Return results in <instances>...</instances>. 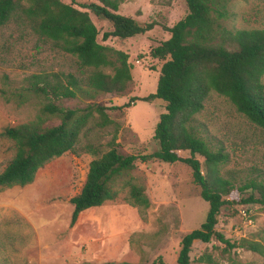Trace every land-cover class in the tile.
<instances>
[{
    "label": "trees",
    "instance_id": "trees-1",
    "mask_svg": "<svg viewBox=\"0 0 264 264\" xmlns=\"http://www.w3.org/2000/svg\"><path fill=\"white\" fill-rule=\"evenodd\" d=\"M74 1V0H71ZM123 0H93L78 6L110 24L101 39L128 38L143 34L157 24L137 22L117 12ZM186 13L170 26L160 25L168 37L149 50L161 59L155 90L134 100L164 102L151 139L156 148L144 154H120L116 150L115 124L107 116V107L93 102L99 94H123L131 80L127 54L96 40L98 30L86 10L61 0H0V30L32 35L54 50L74 56L75 68L67 72H41L25 76L24 83L11 92L18 104L29 96L41 102L37 113L26 121L5 126L1 131L10 143V155L0 169V190L24 186L33 181L36 171L50 159L70 152L91 156L79 191L71 204L69 225L79 212L117 197L126 186L127 199L140 207L149 201L142 184L125 180L134 168V160L158 159L183 162L191 170L199 196L207 203L204 220L182 235L175 264H189L193 241L207 242L212 237L227 248L235 246L216 231V216L228 200L223 197L235 189L248 191L238 199L264 207V172L257 168L224 169L228 153L220 139L205 132L197 118L204 100L213 91L225 97L251 124L264 130V26L229 28V0H183ZM104 69H109V72ZM63 99L85 101L82 106H66ZM87 101H90L89 103ZM112 105L109 108H120ZM54 117L56 124H44ZM112 125L114 131L102 151L99 132ZM186 151L187 155H180ZM197 157H201V163ZM118 181H122L120 186ZM236 246L264 255V246L256 240L239 238ZM210 260L209 255H205ZM89 264V263H81ZM100 264H132L107 260ZM150 264H164L157 257ZM229 264H237L231 260Z\"/></svg>",
    "mask_w": 264,
    "mask_h": 264
},
{
    "label": "rangeland",
    "instance_id": "rangeland-1",
    "mask_svg": "<svg viewBox=\"0 0 264 264\" xmlns=\"http://www.w3.org/2000/svg\"><path fill=\"white\" fill-rule=\"evenodd\" d=\"M72 6L93 0H61ZM230 17L224 20L229 28H260L264 26V0H229ZM98 30L96 40L127 54L131 80L120 95L99 94L94 99L107 107V116L115 124L118 153L144 154L156 144L151 136L164 102L134 100L155 90L161 59L149 55L151 47L168 37L160 25L170 26L186 13L183 0H123L117 12L139 23L157 22L150 30L128 38L101 39L110 24L86 10ZM75 68L74 56L54 50L28 33L0 30V169L10 155V143L1 131L33 118L41 99L34 96L22 104L11 92L25 85L31 73L67 72ZM109 72V69H104ZM264 84V73L261 76ZM88 103L90 101H87ZM66 106H82L86 102L63 99ZM122 106L109 108L110 106ZM197 118L205 132L220 139L228 153L224 169L257 168L264 172V130L251 124L236 112L230 102L215 92H209ZM54 117L45 119L56 124ZM114 127L99 132L102 151L108 149ZM180 155H187L180 151ZM91 156L64 152L40 167L33 181L24 186L0 190V264H100L126 261L150 264L160 257L164 264H175L179 241L183 234L197 228L204 220L207 203L199 196V186L192 181L191 170L183 162H163L158 159L134 160V168L125 180L142 184L149 205L140 207L127 199L126 186L117 197L87 208L69 225L71 204L84 180ZM202 162L201 157H197ZM122 181H118L120 186ZM235 189L223 198L214 228L235 246L227 248L215 238L207 242L195 240L189 250V264H264V255L236 246L241 237L256 240L264 246V207L256 203H241L245 196ZM209 255L210 260L205 259Z\"/></svg>",
    "mask_w": 264,
    "mask_h": 264
}]
</instances>
